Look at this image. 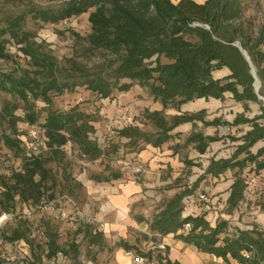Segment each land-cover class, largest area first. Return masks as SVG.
I'll use <instances>...</instances> for the list:
<instances>
[{
    "label": "trees",
    "instance_id": "1",
    "mask_svg": "<svg viewBox=\"0 0 264 264\" xmlns=\"http://www.w3.org/2000/svg\"><path fill=\"white\" fill-rule=\"evenodd\" d=\"M15 1L0 0V60L7 65L0 67V91L13 98L0 109L4 144L15 152L23 149L16 99L21 100L23 119L30 125L40 119L37 101L48 105L38 123L44 137L43 151L25 156L18 170L7 174L0 170V214L15 212L23 204L33 208L32 214L37 210L32 217L16 219L8 234L0 230L2 238L10 242H25L29 251L25 263L41 264L44 259L57 260L59 255L79 264L84 259L97 262L98 252L121 247L144 258V264H182L167 256V247H142L143 239L159 243L156 236L147 233L134 242L117 239L114 247H108L103 228L91 218H81L73 237L62 240L58 221L43 208L46 204L55 206L61 194L77 198L84 190L88 192L79 178L81 169L76 171L80 166L77 157L94 162L107 154L92 137L96 132L94 115L79 105L52 108V93L60 95L85 86L111 100L115 91L128 92L137 85L161 108L145 107L139 116L130 113L129 121L117 129L123 144L137 154L148 146L161 147L175 140V152L186 147L208 156L205 162H194L186 155L187 174L193 165L200 166L197 179L180 185V178H175V192L159 198L149 217L137 219L144 220L154 235H173L221 257L223 263L232 264V259L238 264H264V225L250 221L240 226L225 216L245 202L249 178L263 177L264 170V100L259 97H264V52L260 49L264 28L251 42L242 21V0H50L47 6L27 0L24 8L9 10L8 5H17ZM86 12L90 30L85 35L74 33L77 47L64 61L38 42L28 25L29 20L56 24ZM242 50L256 67L261 82L258 92ZM227 97L239 108L231 119L221 115L207 119L206 108L181 111L184 104L199 98ZM185 123L191 125L186 134L178 129ZM220 126L233 133L220 136L205 131ZM215 142L221 145L211 152ZM67 145L80 156H70ZM127 172L96 173L90 179L109 182L124 178ZM228 173L227 197L214 204L225 215L212 224L206 212L186 213L197 189H208V177H226ZM258 204L264 212V198ZM186 223L191 224L189 231L184 229ZM93 247L98 248L92 251Z\"/></svg>",
    "mask_w": 264,
    "mask_h": 264
},
{
    "label": "rangeland",
    "instance_id": "2",
    "mask_svg": "<svg viewBox=\"0 0 264 264\" xmlns=\"http://www.w3.org/2000/svg\"><path fill=\"white\" fill-rule=\"evenodd\" d=\"M32 1H34L36 4H42L43 6H47L49 3H51L50 0ZM173 1L177 2L178 0ZM196 1L203 2L204 0ZM15 2L17 5H15V3L13 4V6L8 5L9 10L24 8L23 6H25L28 1L16 0ZM242 3L243 25L245 27L246 33L249 34L252 38L251 42H253L257 39L259 32L264 28V0H242ZM28 25L33 31H35L36 40H38V42L45 43L60 61H64L65 58L71 56L75 51L77 42L74 33L76 32L81 35H85L90 30L87 12L82 13L78 16L68 18L66 20H62L56 24H42L41 22L37 23V21L29 20ZM260 49L264 52V43L260 46ZM12 50L17 51V47H12ZM4 64L5 62L0 60L1 68H6L7 65ZM253 68L257 77V80L254 83L258 84L259 82L261 86V82L254 65ZM217 73L221 74L222 71ZM52 94V108L68 109L74 105H79V108L81 110L92 113L94 115V125L96 127V132L92 135V137L95 139L97 144H99L105 151H107V154L103 155L97 161L86 162L77 157L80 155L76 149L70 148L69 145L66 146L68 154L70 156L77 157L76 160H78V162L80 163V166H77L76 171L79 170V168L81 169L79 178L84 181L86 188L88 189L87 185L91 183H93L96 187L93 198L90 197L91 194L86 192V190L81 192L80 196L77 198L76 196L75 198H72L67 194H61L58 196V199L55 200V209H48V214H50L54 218V220L58 221L59 223L62 240L71 239L73 237V232L79 226V220L81 218H91L92 220H94L92 215L94 211L98 209V205H100L102 201L103 203H110V200H113L112 202H115L117 204L118 201L116 202L114 199L118 195V192H116V186H118V183L129 186L137 184L139 183V181H146L147 184L149 183L148 186H146L144 189V191H148L146 193L144 192L145 195L147 194V199L143 200V207H145L146 211L145 213H136L138 214L137 216L140 217H143L144 214L149 217L150 211L155 207L159 198L175 192L177 188L176 184H178V182H174L175 178L179 177V184L183 185L188 181L189 183L195 181L200 174L201 169L198 165H193V167L190 169H194V171L187 174L189 167L184 165L183 160H180L181 164L179 168L181 170L179 171V174L176 175V177H173V175L175 174H171V171H174L171 169L169 170L167 175L163 173L160 179H153L152 177L149 178L147 176L148 168L142 162V160H139L137 157H133V161L130 162L132 156H134L135 153L131 152V150L123 144L125 140H120L117 135V129L122 127L129 121L130 113L132 115H138L139 113L143 112L145 107L155 109L157 105L156 102H154L149 96V93L146 90L141 89L139 86H133L128 92L115 91L111 101L108 98L99 97L97 93H92L85 86L76 87L72 91H65L60 95L54 93ZM8 100H13L11 95L9 93L0 91V109ZM15 102L19 104V107L15 113L22 119L18 122V127L20 130V138L22 140L23 149L20 152H15L14 150L9 149L4 144L0 126V170L4 174L10 173V171L14 169L18 170L21 167L23 158L25 156H29L30 153H40L45 148L43 133L40 131L41 129L38 123L43 120V117L46 113L45 108H47L48 105L42 100L37 101V110L41 113L40 119L38 123L30 125L23 119L24 110L22 108L21 100L16 99ZM128 108L130 109L128 110ZM201 108H207V119H211L219 115L223 116L224 118L231 119L234 116V112L239 109L238 106L227 97L225 100L197 99L189 102L186 105H183L181 107V111H194ZM172 112H174V110H172ZM198 125L201 127V124ZM4 126L7 128L6 131L10 132V129L8 128L6 122H4ZM205 131L209 134H214L215 132H217L220 136H225L229 133H233L224 126H220L216 129L205 128ZM179 139H182L181 142H183L184 140L182 136L179 137ZM172 142L176 141L173 140ZM169 143H171V141ZM114 145L118 146V150H113ZM218 145H221V142L213 143L211 152L215 150ZM188 151V148L183 147L180 156L183 159L186 155L190 156ZM136 163L143 164L145 167V172L138 174L131 173V167ZM106 166L108 167L106 168ZM123 170H127V174L124 178H119L117 180L98 183L90 179L92 174H108L109 172H121ZM168 177L171 178L168 179ZM254 177H256V180L254 181L252 188L247 191L245 202H242L237 210H234L230 215H225V213L214 209V204L217 201L216 196L224 192V190H221V192L215 193L214 189L218 187L219 184L224 183L227 176H222L220 178L208 177V189L206 188L207 190H204L201 187L197 189V192L200 191L207 196L208 201L200 199L196 193V195L193 197V200L190 199L189 203H191L192 201L193 204L199 207L202 206L203 209H200L199 213L206 212L207 218H209L212 223H215L216 219L220 218L222 214H224L226 217L231 219L232 222H237L243 225L247 221H251L255 217H257V215L260 213L258 202L260 199L264 198V178L258 177L257 175ZM220 198L222 199V197ZM26 207L27 206L25 204L18 205L15 212H2L0 214V230L7 233L8 230H10L11 227L14 226L15 220L25 215V210L29 209ZM36 211L37 210L34 211L35 214L37 213ZM34 213L31 214L30 217H32ZM36 216L38 217V214ZM35 221L37 222L38 218H36ZM137 232L138 233L136 235L141 236V232ZM147 234H149V236L151 237H158V235H154V233H152L150 230L147 231ZM116 241L117 239L113 237L110 238L105 236V244L108 247H114ZM140 244L142 247L146 248H154L155 246H157L162 250H165L166 247V245L160 242L155 244V242L153 241L144 239L141 240ZM97 248L98 247H93L91 250L96 251ZM82 249L86 250L85 245H82ZM113 252L114 250L108 251V248H105L103 251L97 253V259L99 257L97 262L87 261L86 259H84L85 261H81L80 264H104L105 262L108 263L111 259V256L113 255ZM22 253L26 254V256L29 255V251L25 242L21 241L17 246H14L12 242L2 238V232L0 233V259H3V264H26V259H22L20 257V254ZM41 264L79 263H74V260L72 258H67L64 260L62 256L59 255L57 260L53 259L49 261L47 259H44Z\"/></svg>",
    "mask_w": 264,
    "mask_h": 264
},
{
    "label": "crops",
    "instance_id": "3",
    "mask_svg": "<svg viewBox=\"0 0 264 264\" xmlns=\"http://www.w3.org/2000/svg\"><path fill=\"white\" fill-rule=\"evenodd\" d=\"M199 99H204V98H199ZM156 104L157 105L155 109H160L161 108L160 103L156 102ZM129 109L130 108H128V110ZM190 126H191L190 124L185 123L179 126L178 129L182 131L184 134H186L188 131H190ZM172 144L173 142L171 141V143H165L161 147L148 146L141 152L134 154V156L132 157L134 158L137 157L139 160H142V162L147 166L148 168L147 176L149 178L152 177L153 179H160L163 173L167 175L169 170L171 169L174 170L171 171V174L172 175L175 174L173 175V177H176V175H178L179 171L181 170L179 167L181 164L180 160H183V158L180 156L182 148L179 151L175 152L174 149L172 148ZM219 146L220 145H218L217 147ZM188 150L190 155L188 156V158L193 159L194 162L204 161L205 158L208 157L207 154L199 155L194 150H190L189 148ZM192 171H194V169H192ZM229 175L230 173L226 174V176ZM262 176L264 178V170L262 171ZM170 178L171 177H168V179ZM143 182L141 183L139 182L137 184L130 186L118 183V186H116L117 188L116 192H118V195L114 199L116 202L118 201L117 202L118 205L115 202H112L113 200H110L111 201L110 203L109 202L103 203L102 201L100 205H98V209L94 211L92 216L93 219L96 222H98L100 226L103 228L106 237H110V238L113 237L118 240L126 239L130 242H134L138 237H140L139 235H136L138 233L137 231H140L141 233H147V231L149 230L148 224L144 220L140 221L139 219H137L138 214H136L137 212L145 213L146 211L145 207H143L144 205L143 200L147 199L146 197L147 194L145 195L144 192L146 193L148 191H144V189L146 186H148L149 183L147 184L146 181ZM227 186H228V179H226L224 183L219 184L218 187L214 189L215 193L224 190L222 194L216 196V200L221 199L220 197H222V200L227 197L228 194ZM87 187H88L87 189L88 193L91 194L90 197L93 198V194L95 193L94 191L96 186L93 183H91L87 185ZM200 209H203V207L202 206L199 207L193 204L191 201V203L187 205L186 213H192V212L199 213ZM143 217L147 218L148 216L144 214ZM251 221L256 222L260 225H264V212L260 211L257 217H255ZM234 223L236 225L238 224L242 226L237 222ZM157 239L158 242L166 245V247L168 248L167 256L171 260H178L182 264H222L223 263V259L221 257H216L212 254L202 252L198 250L195 246L189 245L184 241L175 238L173 235H167V236L158 235ZM231 261L232 264H238L235 260L231 259ZM104 264H139V263L136 261V256L132 252H128L123 248L118 247L114 249L113 255L111 256L109 262L108 263L105 262ZM148 264H157V263L154 261V262H149Z\"/></svg>",
    "mask_w": 264,
    "mask_h": 264
},
{
    "label": "built area",
    "instance_id": "4",
    "mask_svg": "<svg viewBox=\"0 0 264 264\" xmlns=\"http://www.w3.org/2000/svg\"><path fill=\"white\" fill-rule=\"evenodd\" d=\"M142 172H145V167H144L143 164L136 163V164L132 165V167H131V173L138 174V173H142ZM255 180H256V177H254V176H251L249 178V180L247 182V191L252 188V185H253V183H254ZM197 195H198V197L200 199H202L204 201H208L207 196L205 194L201 193L200 191L197 192ZM43 208H45V209H51V210H54L55 209L54 205H52V204H46V205L43 206ZM24 213H25V216L30 217L31 214H32V209H26ZM5 215H3V216H5ZM184 229H185V231H189L191 229V224L190 223H186L185 226H184ZM20 242L21 241L16 240V241L12 242V244L14 246H17ZM20 255H21L20 257L22 259H26V254H23L22 253ZM136 261L139 264H144L145 263V259L142 258V257H136Z\"/></svg>",
    "mask_w": 264,
    "mask_h": 264
},
{
    "label": "water",
    "instance_id": "5",
    "mask_svg": "<svg viewBox=\"0 0 264 264\" xmlns=\"http://www.w3.org/2000/svg\"><path fill=\"white\" fill-rule=\"evenodd\" d=\"M242 51H243V54L245 55L246 59L249 61L250 65H251V67H252L251 72H252V74H253V76H254V78H255V81H256V80H257V77H256L255 70H254V68H253V65H252V63H251L250 57H249V55H248V53H247L246 51H244V50H242ZM254 87H255L256 92H258L259 87H260L259 82H258V84H255V83H254ZM259 97H260L261 99L264 100V97H262L261 95H260Z\"/></svg>",
    "mask_w": 264,
    "mask_h": 264
}]
</instances>
